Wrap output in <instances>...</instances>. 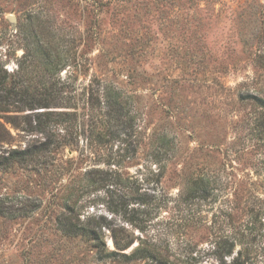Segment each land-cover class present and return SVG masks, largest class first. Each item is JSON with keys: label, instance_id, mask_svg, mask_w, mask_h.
Returning <instances> with one entry per match:
<instances>
[{"label": "rangeland", "instance_id": "374dc122", "mask_svg": "<svg viewBox=\"0 0 264 264\" xmlns=\"http://www.w3.org/2000/svg\"><path fill=\"white\" fill-rule=\"evenodd\" d=\"M0 66L55 104L0 110V155L39 148L38 118L57 145L0 165V264H158L97 257L59 229L67 205L132 239L116 249L104 226L106 251L148 237L177 264H264V0H0ZM108 87L120 118L88 107ZM197 175L210 185L186 200ZM119 179L126 213L109 210Z\"/></svg>", "mask_w": 264, "mask_h": 264}, {"label": "trees", "instance_id": "16d2710c", "mask_svg": "<svg viewBox=\"0 0 264 264\" xmlns=\"http://www.w3.org/2000/svg\"><path fill=\"white\" fill-rule=\"evenodd\" d=\"M37 28V27H36ZM38 51L39 50V47ZM37 51V52H38ZM47 54H51V51L47 52ZM46 55V53H45ZM48 55V56H49ZM47 57V55H46ZM57 56L54 55H50V62H54L52 60L56 59ZM47 63H49V59H47L46 61ZM56 63H54L55 65ZM6 72L4 71V73L2 74L1 72V66H0V110L3 111H7L6 106L10 105L14 102H16L17 104L19 103L20 106H17V108H29V109H34L37 107L40 108H50L55 106L52 105V103L49 101V98L51 96L50 92L47 91L45 89L43 96L40 97V100H38L36 102V99H34L35 96H33L31 99H28V96L25 95L26 92H28L29 88L28 87H24V86H20L18 87L17 83L14 82L13 85L11 87H7L6 85ZM64 86V84H62V87ZM104 93V100L100 101L98 94L94 96L93 93H88L87 96V103H88V107L90 106V108L95 107V105L99 108L98 109V116L100 114V112L103 110V108H105V112L108 115H111L112 117H117L120 118L121 113H118V107L116 102L118 101L119 95L118 93L112 89V87H108L105 89ZM27 96V98H26ZM37 104V105H36ZM37 106V107H36ZM19 110H23V109H19ZM46 114L42 115H48V114H53L55 115V117H46L47 120H50L56 123H60V122H72L73 118L71 117L72 115H74V113H53L56 111H52V110H48L46 111ZM65 115V116H63ZM70 116V117H69ZM43 123V120H41L40 118H38L36 120V127L37 130L39 132L44 133L45 135V139L40 142V146L35 147V145L29 146L26 149L23 150H19L16 148H10L9 151H6L5 155H0V165H5V164H9L11 163V161H16V160H20L23 161L25 160L27 157H31L33 153H36L37 151H45V152H49L51 151V149L53 147H57L56 145V141L54 139L55 134L53 132H55L54 129H48L47 131H45L43 128H41V124ZM99 123V121H98ZM94 125V124H93ZM95 127V126H92ZM60 145V143H59ZM58 145V146H59ZM39 149V150H38ZM160 171V169H159ZM110 172L107 170V174H109ZM120 181H118L117 183L114 182L115 184H119L121 186V190H120V194L119 196V201L120 203L117 205L118 207H115V209H109L112 213L116 212V211H124V213H126L128 205H129V201H130V193L127 191V183L126 179L125 181H122V179H119ZM99 182V181H97ZM105 182H109V181H104L103 179V183ZM122 182V183H121ZM93 183L95 184L96 181H93ZM100 183V182H99ZM208 185H210V181L208 179H205L203 176L201 175H197L195 176L192 180L191 183L189 185V187H187V189L185 191H182V196L184 197V199H189V198H196V197H200L202 196V194H205L206 190L208 189ZM204 192V193H203ZM155 193V191L153 192ZM141 204H144L143 201H141ZM66 213H73L74 215H68L65 214V212H62V217H58V226L59 229L66 235H71V236H79L82 237L88 241H90L91 243H93V246L97 248L98 251V255L97 257L99 258H108V257H112L115 255L120 254L122 257L124 258H130V257H139V258H149L152 261H156V263L158 264H177L176 262H173L169 259H164L161 256V253H159V251H155L157 249L156 244L153 242V240L151 238H145L144 240H141L140 243L137 245V248H135L133 250V252L131 254H126V253H119L115 250H108L106 251V245H105V241L103 239L102 236V228L104 226H107L108 228L111 229V238L113 240V243L116 247V249H125L127 247H129L132 243V239H128L127 236L123 237L121 235H119L117 233V231L119 229H123L124 228L121 226L119 228L116 227H111L110 226V222L111 220L106 219L105 216L103 215H99L98 218H88L87 221L85 223L80 221L79 218V214L75 213L74 208L71 207L70 205L66 207ZM104 220V221H103ZM107 221V222H105ZM147 219H143L142 220V225L140 223H138V225H134V226H138L139 229H143L146 226ZM132 223V222H131ZM145 225V226H144ZM126 231V230H125ZM232 252V247L229 248L225 255H230ZM195 259V257L193 256V260ZM187 264H193L191 261L187 262ZM224 264V263H222ZM231 264H238L237 263V258L235 261H233Z\"/></svg>", "mask_w": 264, "mask_h": 264}, {"label": "water", "instance_id": "95a60500", "mask_svg": "<svg viewBox=\"0 0 264 264\" xmlns=\"http://www.w3.org/2000/svg\"><path fill=\"white\" fill-rule=\"evenodd\" d=\"M8 19H9V20H11L12 22H14V21H15V18H14L13 16H11V15H10V16H8Z\"/></svg>", "mask_w": 264, "mask_h": 264}]
</instances>
